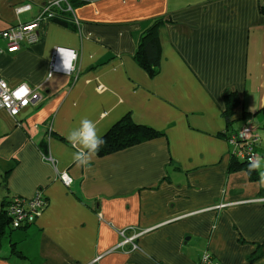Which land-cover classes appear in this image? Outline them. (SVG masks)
<instances>
[{"label":"crops","instance_id":"0c3cea01","mask_svg":"<svg viewBox=\"0 0 264 264\" xmlns=\"http://www.w3.org/2000/svg\"><path fill=\"white\" fill-rule=\"evenodd\" d=\"M54 1L0 0V32ZM72 1L79 25L43 22L19 51L0 38V80L40 94L16 118L0 111V212L39 191L48 200L34 225L8 230L0 264H200L205 252L264 264V185L230 171L228 144L251 114L264 170V0ZM22 4L33 10L18 19ZM155 20L165 23L151 78L136 55ZM57 48L77 61L49 78ZM230 94L239 106L229 129ZM128 117L164 137L73 163L66 136L82 118L103 138Z\"/></svg>","mask_w":264,"mask_h":264},{"label":"built area","instance_id":"2783aa9c","mask_svg":"<svg viewBox=\"0 0 264 264\" xmlns=\"http://www.w3.org/2000/svg\"><path fill=\"white\" fill-rule=\"evenodd\" d=\"M71 0H57L41 5L38 15L31 21H19L18 24L11 28L0 32V38L8 43L11 51H19L23 44L32 46L39 41L37 29L43 22H49L57 17L59 11H64L71 15V21L75 25H79L76 18L74 8L71 6ZM33 10L32 4H22L15 8L16 16L21 19ZM77 61V59H76ZM75 61V62H76ZM60 63V57L57 49L54 51L53 60L50 64L49 78L55 73L65 74L63 71H57L56 67ZM74 70L65 75H71ZM40 99V94L32 91L27 85L18 88H10L4 80H0V111L7 112L11 117L16 118L30 104ZM260 136L258 129L249 121L239 131L232 133L228 137V144L231 147L232 158L239 161H248L250 157H260L257 149L260 146ZM44 160L57 169V162L51 155H44ZM65 174V173H63ZM59 178L66 187H71L73 180ZM48 204L43 194L39 191L31 199L21 197L14 198L7 207L8 217L11 222V229L19 230L27 226L34 225L36 221L42 217ZM124 235V234H123ZM131 241H126L129 244ZM200 264H222L211 253L205 252L202 256Z\"/></svg>","mask_w":264,"mask_h":264},{"label":"trees","instance_id":"16d2710c","mask_svg":"<svg viewBox=\"0 0 264 264\" xmlns=\"http://www.w3.org/2000/svg\"><path fill=\"white\" fill-rule=\"evenodd\" d=\"M71 2V1H70ZM73 3V4H72ZM75 2H71L73 7ZM64 11H59L57 17L54 20L68 26H72L71 15ZM70 16V17H69ZM164 20H155L150 29L143 35L139 45V49L136 55L138 64L144 69V71L151 77L154 78L158 75L161 62H162V44L159 35V29L164 24ZM71 24V25H70ZM239 106V98L235 94L226 96V110L224 116L228 123V128L232 124V119L236 115V109ZM252 118L251 114L243 113L242 120L246 121L247 124ZM244 124V125H245ZM243 125V126H244ZM242 126V127H243ZM240 130V129H239ZM235 133V132H233ZM164 137L163 133H160L150 127L141 126L135 124L130 117L123 119L117 123L102 139L104 143L100 147L99 156H107L119 153L121 151L145 144ZM45 155V154H44ZM246 171L251 181L257 182L259 180V174L257 171L249 173L248 161H239L232 158L230 162V171ZM48 201L46 198H44ZM10 203V202H9ZM7 204V207L9 205ZM48 204V202H47ZM11 229V222L8 217L7 208L0 212V252L2 249V242L5 238L8 230ZM13 253L17 256H22V253L16 252L13 249Z\"/></svg>","mask_w":264,"mask_h":264},{"label":"clouds","instance_id":"9594fccd","mask_svg":"<svg viewBox=\"0 0 264 264\" xmlns=\"http://www.w3.org/2000/svg\"><path fill=\"white\" fill-rule=\"evenodd\" d=\"M60 57V63L57 65V71H63L68 74L75 68L77 53L74 49L57 48ZM51 75V74H49ZM66 139L75 149L72 153V161L77 167L89 165L91 160L100 150L104 143L102 137L98 133L97 125L88 118H82L78 126L71 129ZM262 168V158L250 157L248 160L249 173L257 171L259 174V184L264 185V170ZM62 179H69L67 174H62Z\"/></svg>","mask_w":264,"mask_h":264}]
</instances>
